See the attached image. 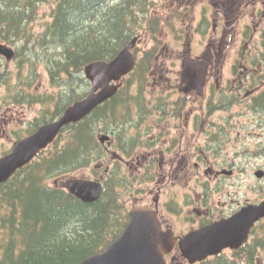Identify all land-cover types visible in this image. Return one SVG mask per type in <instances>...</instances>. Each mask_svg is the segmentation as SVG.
<instances>
[{
	"label": "trees",
	"instance_id": "1",
	"mask_svg": "<svg viewBox=\"0 0 264 264\" xmlns=\"http://www.w3.org/2000/svg\"><path fill=\"white\" fill-rule=\"evenodd\" d=\"M49 3L51 20L41 25L40 32H33L40 6ZM152 5L150 0H0V44L13 48V59L20 57L18 73L23 63L30 62L29 75L33 78L35 61H42L52 82L66 89L59 94L48 118L35 121L24 135L55 120L67 106L82 99L90 87L84 67L112 60L137 35L142 20L148 21L145 36L161 43L157 17H148ZM152 49L136 62L111 99L83 120L66 126L47 149L0 184V264H78L102 252L120 235L133 196L128 194L131 188L127 185L136 181L133 177L127 182L130 176L123 171L120 157L133 156L135 147L148 148L151 141L140 133L144 125L151 118L157 122L179 118L186 103L184 99L168 102L173 116L168 109L163 113L152 111L158 103L149 92L148 78L158 68L150 54L157 48ZM144 91L150 97L148 101ZM235 97L221 91L216 100H209L207 109H227L234 104L232 100H238ZM28 98L20 94L14 102L22 104ZM257 108L264 110V92L253 98L251 109ZM100 134L109 136V147L99 142ZM106 148L112 159L108 175L102 173L96 179L102 182L103 192L95 202L83 203L54 185L62 176L91 165H101L104 171L109 158ZM256 229L261 238L238 249L234 257H215L204 264H257L264 243V221Z\"/></svg>",
	"mask_w": 264,
	"mask_h": 264
},
{
	"label": "rangeland",
	"instance_id": "2",
	"mask_svg": "<svg viewBox=\"0 0 264 264\" xmlns=\"http://www.w3.org/2000/svg\"><path fill=\"white\" fill-rule=\"evenodd\" d=\"M214 1L150 0L153 5L148 17L150 19L153 16L157 17L156 25L161 43L156 44L155 40H149L148 37L142 35L141 40L134 47L136 61H140L146 51H153L152 46H157L155 53H150L152 61L156 59L158 65L154 76H150L149 92L152 98L155 99L159 95L165 96L166 92L172 89L173 94L170 95V100H176L180 95L189 96L190 99L187 105H183V111L179 118L168 117L162 122L151 118L140 130L144 139L152 141L153 145L158 138L160 146L171 144L175 146L171 157L166 156L165 162L162 161L165 164L163 173L168 175L171 182L175 172V176H178L181 181H177L173 186L169 183L170 185L163 188L159 205L168 203L177 211L180 210L182 198L192 200L193 196L200 192V188L197 187L200 181L203 184L208 183L212 188L209 193H211L215 205H218V192H221L220 202L227 201V197H223V192L226 191L231 193L232 199L240 202L248 200L258 203L264 200V176L262 178L255 176L256 171H264V153L259 150V148L264 150V110L261 111L257 108L256 111H253L251 109L253 98L264 91V78H259L264 74L263 63L259 61L261 51L259 31L264 26V19L257 18L259 15L257 10L264 7V0H246L248 1L247 5L243 1L237 0L238 5H241V11L239 14L233 13L227 23L223 14L218 12ZM51 7L50 3L40 6L39 21L33 26V32H40L41 25L51 20L49 17ZM202 8H206L203 15L201 14ZM175 10H180L183 15H177ZM203 20L208 23L198 25ZM146 23L148 21L142 20L138 30L145 28ZM241 31L250 38H247L245 34L241 36ZM243 37L249 44H245L244 50H241ZM210 55L214 56L220 70L212 71L213 76L211 77L216 82L212 83L211 81V83L205 84L206 68L201 66L202 61L207 60ZM24 58L23 56V60ZM19 61L20 57L8 62L0 58V157L10 151L17 138L26 136L24 133L35 121L42 122L44 118H48L59 94L66 90L61 83L52 82L42 61L39 63L35 61L36 75L33 78L29 75L30 62L29 64L23 63L21 73H18L17 64ZM212 61L214 60L212 59ZM247 64L251 66L249 70L258 83L252 85V82L250 85L248 82L242 88L239 99L232 100L234 104L228 106L227 109L209 111L207 109L209 100H216L222 90L226 95H230L241 89L239 85L242 83L239 80L242 71H244L242 67ZM233 65L236 66L235 74L232 72ZM192 70L195 72V78L191 77L194 74ZM188 78L194 79L191 81L192 85L186 86ZM160 84L161 87L158 86ZM210 84L215 85L213 89L210 88ZM144 85H146L145 82ZM156 88L160 91H157ZM85 89L86 87L79 90ZM131 91L134 92V88ZM20 94L30 96L31 99H26L22 104L14 102L15 98L20 99ZM144 97H146V101L150 98L145 91ZM133 112L134 109L131 113ZM147 127L150 129L145 130ZM196 128L201 130H196ZM214 134H216V140L208 142V136ZM135 148L137 151L133 156L120 157L121 165L124 167L123 171H126L125 174L134 172L138 166L142 165L143 160L136 156L143 153L145 149L141 146ZM160 149L157 146L156 150ZM198 154L208 158L209 161L205 166L233 169V176L225 178L216 190L217 181L213 183L211 178H208L207 181L204 175L205 169L202 168L198 173L194 168V162H198ZM155 155L160 159L158 152ZM179 158H182L183 163L179 162L175 169L174 166ZM186 160L189 165L188 178L180 179L181 169L187 163ZM158 166L157 172H159ZM94 167L91 165L88 168L62 176L54 182V185L65 188L66 184L72 180L95 181L102 175L103 170L94 169ZM158 175L160 172L156 174V176ZM48 184L53 185V180ZM127 188H131L128 194L135 195L136 201L138 198L143 199L141 192L153 189L154 184L153 182H143L139 185V183L133 182L128 183ZM154 193L149 195L146 192L144 199L148 201L149 205L152 204ZM188 224L191 223L185 217L173 221L174 228L180 233L187 231ZM259 238H261V233L259 229H256L250 237V242ZM225 255L230 256L228 252ZM258 255L256 263L264 264V243Z\"/></svg>",
	"mask_w": 264,
	"mask_h": 264
},
{
	"label": "water",
	"instance_id": "3",
	"mask_svg": "<svg viewBox=\"0 0 264 264\" xmlns=\"http://www.w3.org/2000/svg\"><path fill=\"white\" fill-rule=\"evenodd\" d=\"M136 39L128 43L110 61L91 63L84 67L89 92L82 99L67 106L62 115L40 125L29 136L13 143L11 151L0 157V184L7 182L17 170L23 168L57 138L60 131L87 117L98 106L111 99L119 88L120 80L132 72L135 58L132 53ZM0 54L10 59L11 48L0 45ZM101 143L109 137L100 134ZM257 178L264 173L255 172ZM70 194L84 203L95 202L102 186L96 181L72 180L66 184ZM264 219V200L250 203L228 218L214 221L190 231L178 241L182 257L190 264L216 256L224 249L236 250L247 242L251 229ZM177 238L170 231L161 229L156 212L145 207H133L129 221L122 233L102 252L94 254L78 264H165Z\"/></svg>",
	"mask_w": 264,
	"mask_h": 264
},
{
	"label": "flooded vegetation",
	"instance_id": "4",
	"mask_svg": "<svg viewBox=\"0 0 264 264\" xmlns=\"http://www.w3.org/2000/svg\"><path fill=\"white\" fill-rule=\"evenodd\" d=\"M241 1H243L245 5L248 4V1H246V0H241ZM240 4H242V3H240ZM214 5H216L218 12L223 14V18H226V21H225L226 23L233 13L239 14L241 11V5H238L237 0H215ZM260 9L261 10H257V14H259L257 16V18L259 20H262V19H264V7L260 8ZM205 11H206V8H202L201 14L203 15V13ZM175 12H177L176 13L177 15H180V14L183 15V12H181L180 10H175ZM206 22H207L206 20L205 21L203 20V22L200 21L198 23V25H202L203 23H206ZM244 34L245 33H243V31H241V36H243ZM259 34H260V39H259L260 43L259 44L261 47V51L259 54V61L263 63V67H264V44H262V42L264 41V26H263V28L260 29ZM246 37L250 38V36H248V35H246ZM242 39H243V43L240 46V49L244 50V48H245L244 45L249 44V42L246 41L245 37H243ZM140 40H141V36H140ZM206 56H207V54H206ZM212 59L214 61H212ZM201 67L207 69V70L205 69V72H206V74H205L206 78H204L206 80L205 84H209V83H211V81H212V83L216 82V80L214 81L213 78L211 77V76H213L212 71L214 70L216 72V69L220 70V67L218 66V62L214 59V56L210 55V56H208L207 60L202 61ZM232 68H233L232 72L234 73L236 70V66L233 65ZM250 68H251V66H249V64H247L245 67H242V69H244V71H242V75L240 77L241 79L239 80L240 83H242L241 85H239V88H241V89L238 91H235L234 93H231V94H235V96H236L235 98L240 97L242 88L245 87V85L248 84V82H250V85L252 84V82H253L252 85L258 83V81L255 78H253V75H252L251 71L249 70ZM262 71H264V69ZM192 72L194 74L191 77L195 78L196 77L195 72L193 70H192ZM187 77H188V75H187ZM194 78H188L186 86L192 85L191 81ZM259 78H264V74L260 75ZM196 79H198V78H196ZM166 82L167 81L165 80V83ZM195 85H197V84H195ZM158 86L161 87V84ZM214 86L215 85L210 84L211 89H213ZM163 89H164V87H163ZM157 91H160V90L157 89ZM222 91L225 92L224 90H222ZM261 92H264V91H261ZM171 94H173L172 89H170L168 92H166L165 96H161V95L157 96L155 99L158 100V103L155 106L156 108H151L152 111H161L163 113L164 109H168L169 114L173 116L174 115L173 110L169 109L171 106L167 105L168 102H170V101L176 102L178 99H180L182 101V99H184V101L186 102V103H184V105H187L188 101L190 100L189 96H184V95H180L176 100H170ZM182 111H183V106L181 107L180 115L182 114ZM177 118L178 117H176V119ZM159 124H161V123H159ZM196 130H201V129L196 128ZM21 138H23V137L20 136L19 138H17V140L21 139ZM215 140H216L215 135L208 136V142H212ZM106 145H107V147L110 146V144H107V143H106ZM171 145L160 146V145H158V138H157L155 140L154 145H153V142L151 141V145L148 148H143V149H145V150H143L144 152L141 154H138V156H136V158H141L143 160L142 165L138 166V168L135 170L137 172L134 171V172H130V174H127L128 177L130 176L129 179L127 180V182H129L130 179L132 180L133 177H136V181H134V182L139 183V185L143 182L144 183H152L153 182L154 188L149 190V191H145V190L142 191L141 190L142 191L141 197H143V199L138 198L135 201L136 196L133 195L129 199L130 200L129 207L135 206V205H140V206H144V207L151 208V209L155 210L157 212V218H158V220L162 226V229L172 231L174 233V235L179 238V237H182L183 235H185L186 233H188L190 231L199 229V228L206 226V225H208L214 221H218L221 219L228 218L231 215H233L234 213H236L237 211H239L242 207H244L248 203H252V201H248V200H245L242 202H240L238 200H234L231 198V193L229 191H226V192H223V197L224 198L227 197L226 198L227 201L221 203L220 202L221 192H218V194H219V197L217 199L218 205H215L213 200H212L211 193H209V192H211L212 188L209 187L208 183L203 184L200 181V182H198L199 185L197 186L198 188H200V190H199L200 192L198 194H195L193 196L192 200L182 198V202L180 203L181 206H180L179 211L170 207L168 203H164V205H162V206L159 205V199H160V196L162 195L163 188L166 187L169 183L173 186V185H176L177 181L178 182L181 181L178 179V176H175V172H174V177H172L173 179L171 182H170L171 179L168 178V175L163 173V166L165 165L163 162H165V157L166 156L171 157L173 149H175V148H173V147H175L174 144H171ZM157 146H159L161 148L159 151L156 150ZM153 147H155V148H153ZM214 149H216V148H214ZM216 150H218V149H216ZM155 151L159 153L160 159L156 157ZM106 154L109 156V158L107 160H105V168L103 171V176L108 175L110 160L112 159V156H110L111 151H109L108 148H106ZM158 159H159V166L157 165ZM197 160H198V162H194V168L197 169L198 173L200 172V170L202 168H204L205 169L204 175L206 176L207 181H208V178L209 179L211 178L213 180V183L215 181H217V184L215 187L216 190L218 189V187H220V183L225 178H230L234 174L233 169L227 170V169L221 168L219 166L218 167L214 166L215 168L211 165L205 166V164L209 161L205 155H199L198 154ZM179 162L183 163L182 158L178 159L176 166H174L175 169L178 166ZM186 162H187V160H186ZM157 166H158L159 172H160V175H158V176H156V174L159 173V172H157L158 171ZM188 167H189V165L187 162L184 164L183 169H181L182 175H181L180 179L188 178L187 177ZM127 182H125V183H127ZM131 183H133V182H131ZM146 192L149 195L152 194L153 192H155L153 197H152V204L151 205H149L148 201L146 199H144ZM183 217H185L186 219H189V223H191V224H188V229L186 232L180 233V232H177L176 229L174 228L173 221L180 220ZM247 244H250V238H249L248 242L246 244H244L243 246H245ZM226 252L229 253V255H230L229 257H234L237 254V250L234 251V250H230V249H224L222 251V253L216 257H221V256L227 257V255H225ZM165 262H166V264H188L185 260L182 259L181 253H180L178 246H177V243L173 247L172 251L165 256ZM196 264H202V263H196Z\"/></svg>",
	"mask_w": 264,
	"mask_h": 264
}]
</instances>
